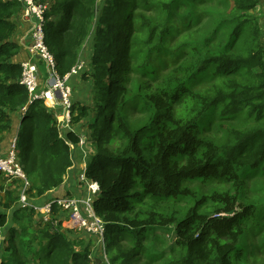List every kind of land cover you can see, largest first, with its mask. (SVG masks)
Instances as JSON below:
<instances>
[{
    "label": "trees",
    "instance_id": "16d2710c",
    "mask_svg": "<svg viewBox=\"0 0 264 264\" xmlns=\"http://www.w3.org/2000/svg\"><path fill=\"white\" fill-rule=\"evenodd\" d=\"M34 1L49 3L44 43L60 76L75 67L82 46L97 27L92 70L85 74L94 82L93 105L72 104L71 124L92 116L88 141L95 154L82 174L99 186L93 210L105 225L103 250L108 263L245 262L247 238L255 233L250 228L256 206H241L239 201L244 182L264 170V40L259 36L258 19L250 13L260 0H230L234 17L228 21L233 26L229 38L208 50L210 42L216 41L214 31L203 42L205 51L194 47L199 57L188 80L168 84L140 102L149 115L139 128L131 125L126 109L135 101L122 99L119 77H110L113 71L118 76L121 41L115 19L123 0H106L98 16L97 0ZM21 11V0H0V142L11 130L12 117L22 113L15 155L29 184L28 199L34 201L63 184L74 165L80 133L71 129L61 136L54 113L40 100L30 102L27 90L19 84L22 68L15 61L19 46L12 38L13 18ZM75 77L70 78L71 88ZM205 78L209 80L203 91H191ZM218 107L222 121L216 132L222 141L208 131L216 126L212 115ZM13 182L21 186L20 181ZM194 182H218L233 191L198 197L186 186ZM180 199L190 203L183 214L164 213L153 206ZM58 212L53 205L55 218L42 224L34 210L20 208L12 214L17 227H10L6 238L3 230L8 217L0 214V264L93 263L89 248L81 251L69 238L72 232L85 233L54 227L65 219ZM35 220L36 226L45 227H36ZM168 226H174L172 246L166 249L162 243L161 251L152 252L148 247L151 233Z\"/></svg>",
    "mask_w": 264,
    "mask_h": 264
},
{
    "label": "rangeland",
    "instance_id": "374dc122",
    "mask_svg": "<svg viewBox=\"0 0 264 264\" xmlns=\"http://www.w3.org/2000/svg\"><path fill=\"white\" fill-rule=\"evenodd\" d=\"M105 1L97 0L95 6L97 16L99 13L101 14ZM180 3L177 4L173 0H123L119 5V15L115 20H117V37L121 41L119 43L121 56L117 59L118 76L116 77V72L113 71L110 77L112 79L119 77L122 99L135 101V104H128L126 108L129 121L134 128L142 126L148 118L149 111H142L140 103L145 96L155 94L168 84L174 85V83L188 80L191 67L199 57V55L196 56L194 47L202 46V51H205L207 48L203 42L212 38L214 31L216 41L208 43V50L215 49L217 43L226 42L229 38L233 26L228 21L234 17L230 0H180ZM46 5L49 7V3ZM250 13L258 19L259 36L264 40V0H260L258 7ZM21 14L22 17L25 16L23 11ZM96 29L97 27L91 30L90 36L79 53L77 63H80L83 69L71 80L72 104L77 103V105L90 107L93 105L91 98L93 97L94 82L92 83L93 79L90 81L86 78L85 74L88 70H92L91 59L94 52V32L96 35ZM241 40L242 37L237 39L239 42L238 51L243 44ZM213 54L217 55V52L215 51ZM115 66L113 65L114 68ZM208 80L205 78L194 84L190 88L191 91L194 93L203 91ZM118 100L121 102V96ZM220 110L221 107L214 110L212 119L216 126L208 130L217 141H222L221 134L216 132L217 123L222 121L218 119ZM91 120L92 116L76 126L71 124V129L75 127L74 130L85 138V144L80 148L77 147V153H74L75 161L82 162L81 168L83 170H85L90 157L95 154L88 141V125ZM71 149L73 151L72 147ZM81 186L83 187V185ZM186 186L198 197L210 195L214 191L222 193L233 191L230 185L218 182H194L187 183ZM19 188L20 186L12 179L0 175V214H6L8 217V225L3 230V238L7 237V231L10 227H17V224L12 221V214L20 209L17 199ZM240 199L242 200L239 201L241 206L249 204L256 206V214L253 216L254 226L250 228V232L255 231V233L247 238L246 251L248 254L246 255L247 259L242 264H264V170L263 172L259 171L251 179L244 182ZM5 205L8 206V209L5 208ZM153 206L156 210L164 213L176 211L183 214L190 207V203L180 199L164 204L154 203ZM241 206H237V210L241 209ZM36 218L38 220L37 216ZM36 223L35 220V226ZM57 226H60V230L62 228H64L63 231L67 230L61 223L54 225V227ZM36 227L43 228L45 226ZM173 232L174 226L155 229V232L151 233L149 249L152 252H159L162 250V243L168 249L172 246ZM153 235L156 236L159 243L153 241ZM69 238L73 240L72 242L75 243L77 249L82 251L84 248H89L90 258L92 262L94 261L91 264H109L105 250L99 248L95 239L91 240L86 235L73 232L72 237ZM24 240H28L26 236Z\"/></svg>",
    "mask_w": 264,
    "mask_h": 264
},
{
    "label": "built area",
    "instance_id": "2783aa9c",
    "mask_svg": "<svg viewBox=\"0 0 264 264\" xmlns=\"http://www.w3.org/2000/svg\"><path fill=\"white\" fill-rule=\"evenodd\" d=\"M22 3L24 18L32 26L28 50L33 57L43 64L45 80L44 82L41 80L42 74L38 64L23 62L21 63L22 71L19 84L27 90L30 102L40 100L54 113L58 130L62 136L72 127L71 98L73 91L69 81L71 77L76 76L83 69V66L77 63L65 76L58 74L54 57L44 43L43 22L48 6L46 3L35 2L34 0H22ZM84 144L85 138L79 135L77 147L80 148ZM15 146L16 138L13 139L6 156H2L0 153V175L21 182L18 189L19 207L34 210L38 221L46 224L55 218L52 213V206L56 205L59 208L58 215L65 218L62 224L66 229L83 232L93 237L101 247L99 248L103 249L105 225L93 210V201L99 194L97 183L86 181L84 175H80L79 184L84 187L81 196L53 198L38 206L28 199L29 184L16 160ZM71 147L73 148V146Z\"/></svg>",
    "mask_w": 264,
    "mask_h": 264
},
{
    "label": "crops",
    "instance_id": "0c3cea01",
    "mask_svg": "<svg viewBox=\"0 0 264 264\" xmlns=\"http://www.w3.org/2000/svg\"><path fill=\"white\" fill-rule=\"evenodd\" d=\"M13 22L15 23V33L12 40L19 46V53L15 58V61L20 64L23 62L38 64L39 71L42 74L41 80L42 82H44L45 78H42L44 77L45 71L43 64L37 58L33 57L28 50V46L30 43L29 36L32 29L31 23H29V21L25 19L24 16L22 17L21 12L13 18ZM22 115V113H19L17 116L14 115L12 117L11 130L10 132L3 135L2 141L0 142V153L2 156H6L8 154L13 139L17 138V132L20 127V117H22ZM73 129L76 128L73 127ZM81 164L82 162L75 161L74 165L68 170L63 184L57 189L46 193L41 198L34 200V204L40 206L53 198H62L65 196H81L83 194V187L78 183L79 176L84 172V170L81 168Z\"/></svg>",
    "mask_w": 264,
    "mask_h": 264
},
{
    "label": "bare ground",
    "instance_id": "6f19581e",
    "mask_svg": "<svg viewBox=\"0 0 264 264\" xmlns=\"http://www.w3.org/2000/svg\"><path fill=\"white\" fill-rule=\"evenodd\" d=\"M22 1V0H21ZM72 109V108H71ZM21 170H22V168H21ZM23 172V171H22ZM81 175H83V174H81ZM65 197H71V196H65ZM22 209V208H21ZM64 219H62V221H63Z\"/></svg>",
    "mask_w": 264,
    "mask_h": 264
}]
</instances>
